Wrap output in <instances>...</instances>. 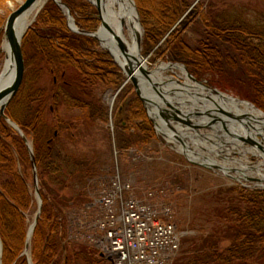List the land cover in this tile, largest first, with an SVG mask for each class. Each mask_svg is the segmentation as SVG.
<instances>
[{"label": "trees", "instance_id": "obj_1", "mask_svg": "<svg viewBox=\"0 0 264 264\" xmlns=\"http://www.w3.org/2000/svg\"><path fill=\"white\" fill-rule=\"evenodd\" d=\"M153 1L135 0L145 25L147 48L151 45L149 40L155 41L159 31L168 27L183 8L177 4L170 7L165 0H158L153 11L145 6ZM62 3L79 29L97 30L99 14L86 0H62ZM239 16L236 12L214 13L211 25L228 34L227 39L236 47L234 50L233 46L235 54H243L239 73L243 80L237 79L239 85L233 88L240 97L264 111V20ZM155 20L161 29L153 32ZM69 25L57 3L48 0L21 41L25 73L19 90L5 108V114L32 142L40 187L42 204L30 239V257L32 264H111L91 245L69 240L65 211L76 203L82 208L88 203L90 192L86 185L97 173L89 154L78 156L69 145L89 136L96 122L102 124L107 120L100 91L117 88L124 74L96 38L75 33ZM208 56L215 58L213 53ZM209 58L207 62L214 61ZM193 62L199 74L207 71L222 74L221 65L212 70L211 64ZM47 75L51 76L49 91L38 84ZM229 80L224 81L230 84ZM129 97L113 113V144L119 154L155 137L144 108L133 92ZM47 106L56 123L45 119ZM74 109L81 111V115L61 116ZM28 179L32 181L26 144L0 118V237L4 264L25 261L21 254L27 233L24 211L31 206ZM66 189L76 196V203L64 193ZM235 194L232 201L219 204L209 232L184 239L187 247L182 264H264V192L240 189ZM222 242L228 243L227 246L221 247Z\"/></svg>", "mask_w": 264, "mask_h": 264}, {"label": "rangeland", "instance_id": "obj_2", "mask_svg": "<svg viewBox=\"0 0 264 264\" xmlns=\"http://www.w3.org/2000/svg\"><path fill=\"white\" fill-rule=\"evenodd\" d=\"M24 1L25 0H3L0 2V73L6 60L5 52L1 51L3 39L2 29L5 25L7 17ZM47 1L48 0H46L45 3ZM86 1L92 5L99 14L100 23L97 27L98 30V28L101 27L102 9L99 11L97 4L92 0ZM165 1L170 7H173L176 4L177 6L180 5V7H183L182 12L178 17L173 19L168 27L159 31L160 34L159 36H156L157 39L155 41L149 40L151 45L147 48L146 29L144 28L145 25L141 21V15L137 4L135 0H133V5L138 17V23L142 29L139 41V53L146 59L147 64V69L140 70L139 74L145 82L149 83V85L151 82V94H155L153 91L156 90V97L164 99V102H161L163 103L162 106L173 112H175L176 108L177 110L175 115L181 117L182 119H190L191 121L196 120L191 117V115H194L193 112L196 111L198 114L197 112L195 114L198 116H209V118L213 117L210 115L213 113L224 115L217 110L218 107H214L216 109L215 111L209 110L208 107L204 110L205 112L199 111V108L203 105H198L200 107L194 108L195 105L192 103L194 101L192 96L194 92L187 89L185 85L189 83L203 90L202 93H200L201 101L202 99L207 101L210 99L209 97L214 98L215 96H219L213 92L215 90L217 93L226 94L234 99L250 103L254 108L261 111L264 118L263 110L256 107L250 100L240 97L235 88H233L239 85V82L236 81L237 79L243 80L240 78L241 76L239 74L240 69L242 68L243 54H235L234 50L236 47L229 39H227L228 37L226 35L228 34L223 33L219 29L213 28L211 25L212 15L214 13L223 14L227 12L232 14L236 12L240 15L239 17L242 18L251 17L252 20L257 18L264 20V0ZM157 2L159 1L154 0L152 3H145V6L153 9L154 11L153 5H158ZM64 9L70 14L65 7ZM62 13L64 14L63 11ZM36 16L26 29L25 33L36 19ZM70 16L74 20L71 14ZM161 17H163V15L160 16V18ZM155 23V26H151L152 30H154L153 32L161 29L158 21L155 20ZM68 27L71 31L75 32L71 25ZM125 33L128 35L126 30ZM126 38L129 39L128 36H126ZM97 41L100 47L107 50L113 58L111 51L104 47L100 40L97 39ZM238 47L245 49L239 45ZM241 49L240 51L243 52ZM118 50L121 53L122 61H124L128 68L133 70L135 65L134 62L136 60L129 55L126 47L125 54L121 52L119 46ZM212 53L215 54V58H209L208 54L210 55ZM208 58L213 59L214 61L207 62ZM113 60L122 70L124 80L115 89H104L100 91V100L108 112L107 120L102 124L96 122V125L90 130L89 136H83V139L78 141L76 144L74 143L69 145V149L78 156H82V154H89L92 161L95 163L93 166L97 169L96 175L92 177L86 185L89 188L90 200L83 208L81 205L76 203V196L73 195V193L69 192L68 189L64 190V193H67V196L72 199L71 201L76 203L73 208L65 211L69 222V240L75 243H86L99 251V245L96 244V241H98L103 234V232L97 227V219L100 218L99 197L104 191L108 190L111 179L115 175H119L123 181L129 183L130 187H132V192H134L137 197L146 199V201L154 203L158 206L166 204L170 205L173 210V222L177 231L181 235L179 247L175 253H173L172 260L169 261L168 264H182L183 261H185L184 257L186 255L187 247V245L183 243L184 239L201 236L207 231L209 232L213 227L211 222L212 216L213 218L215 217L217 209L221 207V205H219L220 203L227 200L232 201L237 195L235 193L240 189L264 192V177L257 172L258 168L261 174H264V164L260 163L263 161V157H261L258 153L253 154L245 151L243 147H246V144L244 146L241 145L240 147L237 145L233 146V144L229 143L227 145H223L222 148H219L217 144L215 145L212 141H210V145H215V150L205 151L202 149L201 152L203 155L198 153L195 155H200L199 157L201 159L211 156V158L218 160L220 163H226L232 169L225 172L216 165L211 166L202 160L199 161L190 159L186 153L179 151L176 146L169 143L164 134L158 132L155 123L151 120V116L148 117V113L144 106V97L142 95V90L139 86L137 76H131L136 81V84H134L131 77H129L123 70L121 64L116 62L114 58ZM193 61H198L200 64L204 63L205 66H209L211 64L213 66L209 67L212 68V70L217 69V65H221L222 67L219 70L222 74L212 75V72L208 74L210 71H207V74H199L201 72L195 68V65L193 66L191 64H194ZM158 78L160 81H158ZM225 78L231 79L229 80L230 84L224 81ZM50 79L51 76H44V78L42 77V80H38V84L45 87V89L47 88L46 90L49 91L51 86ZM160 83H162V86L169 91L164 93L165 90L162 91V88H159ZM230 85L234 86H231L232 88H230ZM153 86H156V88L153 89ZM132 92L136 96L135 99L138 100L140 107H142V109L144 108L147 118L152 122L155 137L150 139V141L145 145L132 146L126 152L119 154L115 151V146L113 144L115 139L113 113L118 112L119 106H121L125 100L130 98L129 95L131 96ZM179 106L193 108L192 110H187L188 112L185 115H188V118L183 115L185 112H181ZM45 112V119L48 122L56 123L53 116L49 114L52 112L50 106L46 107ZM67 112L68 113L66 114H61V116L64 118H70L77 114L81 115L82 113L77 109L67 110ZM73 123L75 124L76 122ZM165 124L169 127L168 122H165ZM8 125L10 124L8 123ZM244 127L245 126L243 125V128ZM189 128L190 129H188V131L194 134L196 133L198 137L200 136V139H203L204 136L212 132L210 127L201 126L196 129L192 127ZM16 131L21 136L19 131ZM218 131V134L221 136H223V133H227L224 129H220ZM20 132L22 133L21 129ZM174 133L176 132L174 131ZM256 139L261 143L264 142L263 136L259 134L256 136ZM27 140L32 147L30 139L27 138ZM220 141H223V139ZM220 143L226 144V141ZM26 149L30 159L27 145ZM255 149L257 148L255 147ZM258 163L261 164L259 167L256 166ZM246 164L250 167V169H247L245 172L246 174H241L234 168ZM31 172L32 181L28 179L31 206L24 211L27 221V230L33 222L38 209V197L36 195L35 185L33 182L32 164ZM15 185L17 186L18 184ZM37 187L39 191L40 187L38 186V179ZM147 192H152L151 198L147 197ZM77 194L79 193L77 192ZM39 197L41 198L40 194ZM0 241L2 247L0 263L4 264L2 261L4 248L1 237ZM227 244L228 243L226 242H222L221 247H225ZM23 256L25 257L24 264H27L26 255ZM28 257H30V249Z\"/></svg>", "mask_w": 264, "mask_h": 264}, {"label": "bare ground", "instance_id": "obj_3", "mask_svg": "<svg viewBox=\"0 0 264 264\" xmlns=\"http://www.w3.org/2000/svg\"><path fill=\"white\" fill-rule=\"evenodd\" d=\"M45 1L46 0H37L32 5V7H30L19 17L15 25V30L19 36L26 31L39 9L44 5ZM92 1L96 4L100 3L102 9L103 24L99 32V37L102 45L111 51V53L115 56L116 60L121 64V66H123L124 61H122L121 53L118 50V46L120 45H124L127 48L129 55L136 60L134 62V71L131 70V73L138 78V83L142 90V95L146 101L145 104L147 106V112L150 114L152 120L154 121L158 132L164 134L166 140L169 143H172L174 146H176L179 151L186 153L190 159L199 161L202 160L211 166L216 165L225 172L229 169H232L226 163H220L218 160L211 158V156L206 157L205 159H201L199 157L200 155L197 156L195 154H202V149L205 151L215 150L214 146L216 144L219 148H222L223 145H227L229 143L233 144V146L237 145L240 147L241 145L244 146L246 144L247 146L243 147V149L253 154L258 153L261 157H263V161H261L260 163L264 164V142L261 143L256 139V136L258 134L263 136L264 139V118L260 110L254 108L250 103L234 99L226 94H220L219 96H215L214 98L209 97V100L206 99L207 101H205L202 99L201 101L200 93H202L203 90L187 83L185 84L186 88L194 92V94H192L194 99L192 103L195 105L194 108L200 107L198 105H203L201 108H199V111L205 112L204 110L208 107L209 110L213 111L216 110L214 107H221L224 110L239 116L241 121L238 119L232 120L226 115L215 113L212 114V118H209V116H198L197 114H195L197 112L196 111L193 112L194 115H191V117L196 120L191 121L190 119H187L188 121L192 122L191 125L185 123L184 120L186 119L183 120L181 117L175 115L177 110L176 108L175 112H173L162 106L163 103L161 102H164V99H159L156 97V90L153 91V93L155 94H151V82L149 85V83L145 82L139 74L140 70L147 69V64L146 59L139 53V41L142 34V29L138 23V17L133 5V0ZM125 30L127 31L128 35H126ZM126 36H128L129 39H127ZM2 51H7L4 45L2 46ZM3 68L6 72V75L4 76V80L2 79L0 83H4L5 81L7 82L12 78L13 71L10 68L9 58H6ZM158 81H160L159 78ZM154 88H156V86H153V89ZM159 88H162V91L165 90L164 93L166 91H169L162 86V83H160ZM179 108L181 109V112H185L183 115L187 118L189 117L188 115H185L188 112L187 110L193 109L192 107L188 108L181 106H179ZM165 122L169 123V127L167 126V124H165ZM208 124L210 125L212 132L204 136L203 139H200V136L198 137L196 133L194 134L188 131V129H190L189 127L196 129L201 126L206 127ZM242 124L246 128H243ZM193 125L198 126L194 127ZM220 129H226L229 131V133H223V136H221L218 134V130ZM173 130L176 133H174ZM221 139H223V141H226V144L220 143L223 142L220 141ZM210 141H212V143H214L215 145H210ZM254 146L257 149H255ZM260 163H258L256 166L259 167L261 165ZM234 168L241 174H246L245 172L247 171V169H250L248 164L240 165ZM257 170L258 174L260 173V175H263L264 177V174H261L258 168ZM1 249L2 247L0 241V255ZM117 249L120 248L117 247Z\"/></svg>", "mask_w": 264, "mask_h": 264}, {"label": "built area", "instance_id": "obj_4", "mask_svg": "<svg viewBox=\"0 0 264 264\" xmlns=\"http://www.w3.org/2000/svg\"><path fill=\"white\" fill-rule=\"evenodd\" d=\"M132 191L129 183L115 175L99 197L97 227L103 234L96 244L100 255L111 264H168L181 235L173 222V210ZM146 194L152 197V192Z\"/></svg>", "mask_w": 264, "mask_h": 264}, {"label": "water", "instance_id": "obj_5", "mask_svg": "<svg viewBox=\"0 0 264 264\" xmlns=\"http://www.w3.org/2000/svg\"><path fill=\"white\" fill-rule=\"evenodd\" d=\"M36 1L37 0H25L6 19L5 25H4L3 29H2V31H3L2 46L4 45L6 47L7 51H4L5 52V58H9V60H10V68L13 71V75H12V78L9 81H7V82L5 81L4 83H0V118H3L14 129L18 130L19 133L21 134V137H22L23 141L27 145V148H28V151H29V155H30L31 164H32V167H33V182H34V185H35V192H36V195L38 197L37 213L35 215V218H34L33 222L28 227L27 234H26V240H25V244H24V250H23V253H22L23 255H26L27 264H31L30 257H28V253H29V249H30V238L32 236V233H33V230L35 228L37 219L39 217V214H40V211H41L42 202H41V198L39 197V191H38V187H37V175H36V171H35V161H34L32 147L29 144L27 138L20 132V129H19L18 125L16 123H14L5 114V108H6L7 104L10 102V100L14 97V95L19 90V88L21 86V83H22V80H23L24 69H25L24 58H23L22 48H21V40H22V37H23L25 32H23L19 36L17 34L16 30H15V25H16V22L19 19V17L24 12H26L30 7H32V5ZM55 1H56L57 5L59 6V8L61 9V11L64 12L66 18L70 22V25H71L72 29L75 32H77L79 34L88 35V36H91V37H94V38L100 40L99 32H100V28L101 27H99L96 32H86V31H83V30L79 29L75 25L74 20L72 19L70 14L64 9V6H63V3L61 2V0H55ZM97 7H98V10L100 11L101 10L100 3L97 4ZM100 14H101V12H100ZM102 24H103V20H102V17H101V26H102ZM119 47H120L121 52L125 54V46L124 45H120ZM1 51H2V49H1ZM112 56L115 59V61L118 62L113 54H112ZM122 68L125 71V73H127L128 76H130V77L132 76L131 69L128 68V66L125 65V63H123ZM5 75H6V72H5L4 68H3L1 73H0V82H1L2 79L4 80V76ZM131 79L133 80V83L136 84V81L132 77H131ZM213 92L218 94V95H220V93H217V91H215V90ZM143 101H144L145 109L147 111V106L145 104V102H146L145 99H143ZM244 102H246V101H244ZM217 110L219 112H221L222 114L226 115L227 117H230L231 119L240 120L239 116H237V115H235L233 113H230V112L224 110L221 107H218ZM208 114H210V113H208ZM210 115H212V114H210ZM149 116H150V114L148 113V117ZM151 120H152V118H151ZM184 122L187 123V124H190V125L192 124L188 120L187 121L184 120ZM153 123H154V121H153ZM193 126L197 127L198 125H193ZM206 127H210V125L208 124ZM224 130L226 132H229L226 129H224Z\"/></svg>", "mask_w": 264, "mask_h": 264}]
</instances>
